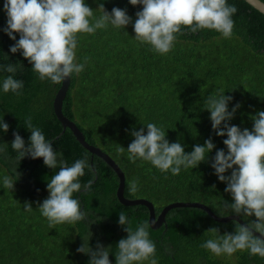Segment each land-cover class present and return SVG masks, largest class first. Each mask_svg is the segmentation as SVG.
Masks as SVG:
<instances>
[{"label":"trees","instance_id":"obj_1","mask_svg":"<svg viewBox=\"0 0 264 264\" xmlns=\"http://www.w3.org/2000/svg\"><path fill=\"white\" fill-rule=\"evenodd\" d=\"M101 2L109 13L114 7L126 9L132 23L124 29L109 24L93 34H77L74 62L84 64V70L71 75L63 102L64 114L79 126L88 142L122 167L125 195L151 200L157 215L174 201H199L218 215L235 214L225 207V201L233 202L232 197L224 191L226 184L218 180L211 167L218 149L227 153L223 144L227 136H217L213 131L205 101L221 92L233 97L228 110L237 103L241 107L227 123L252 130L251 116L264 111V14L246 0H227L228 5L238 9L231 17L234 27L230 37L210 29L191 33L182 25V34H175L172 49L161 55L150 44L135 39L133 24L142 4L85 0L94 13L90 22L102 14L97 9ZM4 3L0 0V121L6 122L9 130L5 133L0 129V264H89L90 255L76 251L83 241L94 251L97 243L109 247L110 264H116V246L120 239L127 238L126 225L118 223L119 213L126 214L135 230L145 221L150 224V210L143 204H123L117 196L119 177L113 167L93 155L70 128H64L54 109V98L62 83L40 80L20 52L11 53L15 41L3 31L7 27ZM14 35L18 40L19 33ZM9 63L17 68L15 74L4 70ZM9 75L23 81L20 95L4 93L3 80ZM28 117L50 141L58 161L63 159L71 166L77 159H87L89 167L79 182L91 180V190L73 194L86 213L84 220L56 224L53 228L41 215L38 204L48 198L47 184L59 171V165L51 169L44 165L43 158L16 159L17 153L11 147L13 132H18L28 147ZM148 123L161 127L169 143L180 142L185 153L192 152L194 145H204L209 138L216 147L208 153L206 162L193 169L181 166L178 175L170 170L162 172L139 158L132 163L127 153L134 140L131 132L144 128L147 134ZM120 146L125 148L124 153L118 151ZM230 174L231 170L225 173ZM5 176L13 179V189L3 187ZM133 180L138 184L135 194L129 192ZM25 202L31 203V211L25 210ZM248 219L256 218L253 215L243 220L248 223ZM212 227L218 228L219 233L206 231ZM148 232L156 245L157 264H264V258L253 256L248 250L217 256L202 248L208 239L234 234L235 225L233 220L218 221L199 207L172 208L165 222L158 228L150 226Z\"/></svg>","mask_w":264,"mask_h":264},{"label":"clouds","instance_id":"obj_2","mask_svg":"<svg viewBox=\"0 0 264 264\" xmlns=\"http://www.w3.org/2000/svg\"><path fill=\"white\" fill-rule=\"evenodd\" d=\"M129 3L133 6L143 5V9L135 14V39L141 44H150L161 55L172 49L175 34L181 33L182 25L188 27L191 33L210 29L225 38L230 37L234 27L231 17L238 11L235 5H228L227 0H129ZM3 7L7 13V27L3 31L15 41L10 47L11 53L20 52L40 80L48 79L53 84H60L73 73L79 74L84 70V64L74 62L78 33L93 34L109 24L124 29L132 23L126 9L114 7L109 13L103 2L97 8L102 14L94 22H90V18L94 17L93 9L86 5L85 0H5ZM14 33H19L18 40ZM4 70L15 74L17 68L9 63ZM2 88L4 93L11 91L20 95L23 81L9 75L3 80ZM232 99L221 92L210 95L205 101L213 131L217 136H227L223 140L227 153L218 149L211 167L218 180L226 184L224 191L232 197L233 202L225 201V207L243 219L253 215L256 219H248L249 222L243 225L234 219V234L218 235L205 241L201 247L217 256H231L238 250H248L251 255L264 258V111L251 116L254 122L251 131L247 128L241 130L227 123L241 107L237 103L229 111L228 104ZM25 126L31 133L28 147H25L19 133L13 132L11 147L17 153L16 159L21 161L26 156L31 159L43 158L44 165L51 169L59 165V171L47 184L48 198L38 204L41 215L47 218L50 227L84 220L86 213L81 211L80 201L73 198V194L82 189L83 193L91 190V180L85 184L79 182V178L85 175V168L89 167L87 159H77L71 166L63 159L58 161L57 152L43 132L33 126L31 117L26 118ZM146 127L147 134L144 128L131 132L134 140L127 148L128 159L132 163L138 158L148 161L162 172L170 170L173 175H178L181 166L185 169L196 168L201 162H206L208 153L216 147L209 138L204 145H194L192 152L185 153L180 142L169 143L161 127L154 123H148ZM0 129L6 133L9 125L2 120ZM118 151L124 153L125 148L120 146ZM228 170H231V174L225 175ZM3 187L13 189V179L5 176ZM212 188L215 189V185ZM137 190V181H131L129 192L135 194ZM24 206L26 211L32 210L30 202H25ZM118 223L126 225L124 231L127 238L120 239L116 246V264L142 261L157 264L156 245L149 239V222L145 221L133 230L122 211ZM206 231L219 233L216 227ZM108 248L97 243L94 251L83 241L76 251L90 255L89 264H110Z\"/></svg>","mask_w":264,"mask_h":264},{"label":"water","instance_id":"obj_3","mask_svg":"<svg viewBox=\"0 0 264 264\" xmlns=\"http://www.w3.org/2000/svg\"><path fill=\"white\" fill-rule=\"evenodd\" d=\"M256 9L264 14V0H246ZM71 84V77L66 78L64 82H62L61 87L58 89L55 98H54V109L57 117L62 122L64 128H70L73 133L75 134L76 138L82 143L86 148H88L92 154H97L101 158H103L109 165L113 167L119 177V186L117 189V196L119 200L126 205H136V204H143L146 205L150 210V224L153 228L160 227L166 220L167 213L175 207H199L206 210L214 219L221 221V222H228L231 220H237L242 225L246 224L241 217L236 216L235 214L230 215H218L214 212L210 206L203 202L199 201H174L167 204L162 211L157 215L155 204L146 198H129L125 195V187H126V176L125 172L123 171L122 167L113 159L108 153L103 151L100 147L95 146L87 141L84 132L79 128V126L70 118H68L63 112V102L67 95V92L70 88ZM255 235H259V233H255Z\"/></svg>","mask_w":264,"mask_h":264}]
</instances>
